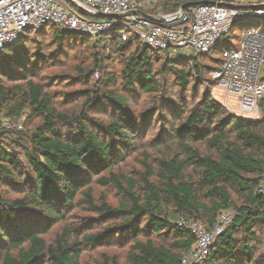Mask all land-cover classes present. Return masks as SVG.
Returning a JSON list of instances; mask_svg holds the SVG:
<instances>
[{"label":"trees","instance_id":"obj_1","mask_svg":"<svg viewBox=\"0 0 264 264\" xmlns=\"http://www.w3.org/2000/svg\"><path fill=\"white\" fill-rule=\"evenodd\" d=\"M159 2L172 13L186 3ZM236 27L208 54L179 63L137 37L114 42L124 85L146 98H156L151 107L159 113L169 83L182 93L197 92L199 76L221 69L223 52L237 46L233 42L240 25ZM46 32L58 52L76 53L79 45L92 48L91 40L114 39L111 34L79 37L50 24L37 32L27 31L16 46L0 52V121L16 120L27 111L26 122L41 120L29 148L22 137L26 122L22 131L0 130V264H79L84 246L97 249L111 237H120L128 246L125 260L103 255L101 264H182L196 240L189 230L179 227V220H199L211 229L219 214L228 210L236 212L234 220L212 246L205 264H264V252H257L258 231L264 227V196L256 193L264 172V113L258 119L240 117L205 94L178 118L172 130L176 153L157 158L156 164L144 161L146 172L137 188L135 180H125L115 167L125 160L126 151H135L133 143L143 133L149 115L133 111L129 98L108 90L115 86L116 74L106 77L105 89L93 84V73L102 69L97 55L94 69L81 63L65 76L84 85L76 92L82 94L86 108L109 101L114 112L101 123L83 111L76 115L59 110L37 78L36 69L45 54L42 46H33L36 39L31 40V35ZM199 57L216 66L199 63ZM94 183L116 187L125 201L118 207L100 203ZM7 190L19 196L11 198ZM78 205L99 217L72 227L64 225ZM107 221L118 222L102 233H90L96 223ZM59 223L63 226L54 239H46Z\"/></svg>","mask_w":264,"mask_h":264},{"label":"built area","instance_id":"obj_2","mask_svg":"<svg viewBox=\"0 0 264 264\" xmlns=\"http://www.w3.org/2000/svg\"><path fill=\"white\" fill-rule=\"evenodd\" d=\"M158 1L0 0V52L16 46L27 31L37 32L53 24L79 37L97 38L118 30L125 41L127 35L137 37L150 49L171 52V56L178 55V50L204 55L228 37L236 24L264 22V0H175L186 3L170 14L158 10ZM154 10L156 14L150 13ZM100 14L117 17L97 18ZM149 16L163 23L157 24ZM222 56V67L214 74L218 87L237 97L240 114L259 115L264 98V30L243 31L238 45ZM24 124V116L3 119L0 130L22 131ZM256 193L264 196V172ZM235 214L222 211L211 229L199 220H179V227L189 230L196 240L182 264H205Z\"/></svg>","mask_w":264,"mask_h":264},{"label":"rangeland","instance_id":"obj_3","mask_svg":"<svg viewBox=\"0 0 264 264\" xmlns=\"http://www.w3.org/2000/svg\"><path fill=\"white\" fill-rule=\"evenodd\" d=\"M149 4L152 0H142ZM158 10H161L163 13L170 14L168 8L159 2L157 4ZM150 13L156 14L157 11H151ZM243 24V25H242ZM240 25V27H239ZM242 25V26H241ZM238 30L239 37L234 40L233 44L238 45L241 34L243 31L249 28H258L264 30V23L261 25H251L250 22H240L237 24L236 28ZM109 34V33H108ZM33 37L31 40H35V43H32L33 46L39 45L42 46V50L45 54L44 60L39 64L40 67L36 69L38 74V81L44 82L47 87L48 92L53 96L55 104L58 109L61 111H68L72 114H79L82 111L96 122L103 123L108 117L109 114L114 112L113 107L109 101H106L101 107H85V100L80 99L82 96L81 93L76 91L84 89V85L77 84L75 81H70L65 76V74L73 73L75 71V66L81 63H86L90 65L93 69L95 68L94 59L95 55L98 56V62L101 63L102 69L93 73V84H97L100 88L106 87V77L109 74H116V84L108 90H116L118 96L129 98V106L135 112H143L144 114L149 115L147 118L148 124L145 125L143 133L138 136L133 143L135 146L134 150L126 151L125 160L120 162L115 167V171L124 176L125 180H135L137 188L141 186L143 174L146 172V167L144 161L148 163L156 164L157 158L171 157L176 153V147L172 142V130L177 125L179 121L178 118L185 116L186 112L190 109L192 104L200 100L205 94H210L211 97L218 102H220L224 107L229 110L231 113H234L240 117L247 119H258L259 116L264 113V98L260 102V111L259 115H242L239 113V102L236 96H231L223 91L217 85V81L214 80V74L216 71L210 73L206 71L203 73L202 77L196 79V85L198 86L197 92L194 89L190 90L188 93H182L175 89V86L169 83L167 87L168 93L166 94V102L162 103L158 110L152 111V102L156 101V98H146L145 95H141L139 92H132L127 89L124 85L125 82L121 78L120 74V61L117 55L118 51L116 49L117 45H113L117 41H125L123 36L119 34L118 30L111 32V38L106 39V41L101 43H95L94 40H91L90 43L94 44L92 48H85L83 45L76 47L75 51L67 52H58V49L53 48L49 42V34L46 32L44 36H37L32 33ZM110 38V36H108ZM131 38L130 35H127V41ZM41 42L43 45L38 44ZM169 57L179 63L184 57L187 58H196L200 55L189 51L184 52L178 50V55ZM182 54V55H181ZM185 58V59H187ZM199 63L216 66V64L211 60H203L199 57ZM155 68L159 70V64L155 65ZM261 77L264 78V68L262 70ZM36 78V79H37ZM160 80L164 84H168L166 79L161 75L159 76ZM3 80L8 84L7 79ZM74 96L67 97V95ZM151 104V105H150ZM172 107H169V106ZM173 114V115H172ZM175 114H177L175 116ZM27 115V116H26ZM30 113L27 111L24 115V121L26 122V117ZM143 119V118H142ZM150 119V120H149ZM41 122L40 119H33L29 122H26L25 132L22 134L24 137V144L27 148L30 145V138L35 129V127ZM206 152V151H205ZM22 160L25 162V158L22 157ZM95 195L100 203L103 201L107 202L109 205L118 207L125 198L123 194L119 192L116 187H103L98 183L93 184ZM8 192V193H7ZM11 198L19 196L18 193H14L11 190H7ZM234 200L237 204H241L242 200L238 196L234 195ZM234 211V210H231ZM99 215L95 212L89 211L86 206L78 205V207L70 214L67 215L66 220L63 222L64 225H80L88 220V218H98ZM118 221H107L96 223L94 229L90 232L92 234H98L104 232L107 228L113 227L117 224ZM63 225L56 224L48 234L45 235L46 239L53 240L54 236L61 230ZM259 242L257 244V252H264V227L260 228L258 231ZM79 237L81 235L79 234ZM128 246L125 245V242L122 241L120 237H111L107 240L106 245L99 247L97 249H91L90 247L84 246L81 252L79 259V264H101L105 257L103 255H108L109 258L117 257L121 262L125 260ZM190 253V252H189ZM186 254V256L189 255Z\"/></svg>","mask_w":264,"mask_h":264},{"label":"water","instance_id":"obj_4","mask_svg":"<svg viewBox=\"0 0 264 264\" xmlns=\"http://www.w3.org/2000/svg\"><path fill=\"white\" fill-rule=\"evenodd\" d=\"M185 7H187V6H185ZM185 7H183V8H185ZM136 12H134V13H132V14H135ZM128 15H130V14H128ZM116 18L117 16H105V15H103V14H100V15H97V18ZM149 18L152 20V21H154L155 23H157V24H162L163 22L161 21V20H158V19H155V18H153V17H151V16H149Z\"/></svg>","mask_w":264,"mask_h":264}]
</instances>
